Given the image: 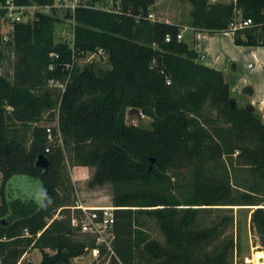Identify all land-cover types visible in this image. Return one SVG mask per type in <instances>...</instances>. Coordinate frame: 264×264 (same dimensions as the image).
I'll return each instance as SVG.
<instances>
[{"label":"trees","instance_id":"obj_1","mask_svg":"<svg viewBox=\"0 0 264 264\" xmlns=\"http://www.w3.org/2000/svg\"><path fill=\"white\" fill-rule=\"evenodd\" d=\"M97 1L62 16L52 5L35 10L13 22L7 39L0 17V43L13 52L11 73L0 70V264H17L34 248L36 264H68L96 245L70 224L67 206L76 196L66 158L93 167L88 186L110 183L112 244L121 264H234L237 245L226 231L233 205H253L249 228L264 260L261 116L231 106L224 72L197 60L200 53L177 38L178 24L147 18L154 0H111L109 8ZM188 1L193 30L226 31L236 18H250L231 30L233 43L264 45V0ZM63 18L72 21V37L56 40ZM97 48L106 67L78 64ZM2 58L0 50L1 66ZM129 107L150 117L149 125L127 123ZM55 114L49 141L44 122ZM39 153L48 159L45 168L34 164ZM14 176L38 180L42 199L11 191ZM59 207L64 216L50 219ZM151 225L162 239L151 235Z\"/></svg>","mask_w":264,"mask_h":264},{"label":"rangeland","instance_id":"obj_2","mask_svg":"<svg viewBox=\"0 0 264 264\" xmlns=\"http://www.w3.org/2000/svg\"><path fill=\"white\" fill-rule=\"evenodd\" d=\"M100 3H103V1L98 0ZM107 1V2H106ZM98 2V3H99ZM106 4H110L111 0H104ZM161 7L165 8V10L168 9V13L170 16H180V18L186 20L190 18L189 14V7H191V4L188 0H160ZM57 10V15L62 16L64 13V9L62 10L59 7H55ZM36 10H41L44 12H49L50 9L46 7V5L37 7ZM32 12L29 9L23 16V18L30 19L32 16ZM1 22V21H0ZM232 31L227 30V33L224 34L223 32L219 33L221 38L214 42L213 47L217 50H221L220 53L223 56L225 65L222 67L224 70V77L227 81L230 83L231 88V95L232 98L235 100V103L239 106H243L247 103H251L248 93L243 90L245 85H247L246 82L240 84L241 78H249L250 75L255 73V71H261L260 67L257 66V64L254 62V58L250 54V46L243 45L242 47L238 48V51H230L227 47L225 42H229L230 36ZM184 38L188 40L191 44L193 43L192 39V32L189 30V28H184L183 31ZM72 37V21L68 18H63L62 21L55 23V33L54 38L56 40L58 39H70ZM198 39H196L197 41ZM0 50L2 51L3 58H2V66L0 65V70L5 69L9 73L12 71V61H13V52L11 45L5 43V40H3L0 43ZM259 51V48H258ZM226 54L228 57H226ZM260 54V52H259ZM82 57L78 59V64L83 65L84 63H87L89 61H95L102 67H106L108 64L106 62V58L99 57L98 54H94L93 56H87ZM261 55V54H260ZM225 56V57H224ZM235 59H234V58ZM198 60V59H197ZM205 60V59H204ZM226 60V61H225ZM251 62L254 64L253 67H248L247 63ZM202 63V62H201ZM204 64V63H203ZM232 65H235V68H233ZM259 68V69H257ZM264 72V71H263ZM249 81V80H248ZM247 81V82H248ZM236 84V86H233ZM251 85L249 82L248 85ZM254 84V83H252ZM256 86V85H255ZM251 97V96H250ZM254 111L258 112L257 109L254 107ZM260 115V113H259ZM125 121L127 123H133L136 125H140L143 127H147L150 122V117H147L146 115L137 116L135 114H128L125 115ZM88 167V176L80 179L77 184L74 185V191H81L85 194V191H90L92 189H95L99 195L102 196L103 204H111V185L109 182H105L101 186H95L90 187L88 186L87 182L90 179L92 173H93V167ZM65 168L68 172L69 177H71V169L72 165L70 164L68 158L65 159ZM71 179V178H70ZM72 181V180H71ZM73 184V183H72ZM26 186H20V192L27 191ZM76 196V194H75ZM253 208V205H233L232 206V213H233V223L228 226L227 233H230L234 236L237 249L233 252V260L234 264H245L246 256L254 255L255 258L258 259L259 253L258 251H262L260 243L258 242L257 236L253 233V231L249 228V215ZM151 235L154 237H157L158 239H162V236L160 232H158V229L151 225ZM263 252V251H262ZM40 251L37 248L29 249L27 251V254L24 256L25 260H30L33 263H36L39 261ZM23 259V260H24ZM92 259V255L90 253H87L84 257L79 259L77 262L74 263H68V264H89V262ZM92 264H111L110 259L106 257H100L98 260H95L92 262ZM264 264V260H263Z\"/></svg>","mask_w":264,"mask_h":264},{"label":"crops","instance_id":"obj_3","mask_svg":"<svg viewBox=\"0 0 264 264\" xmlns=\"http://www.w3.org/2000/svg\"><path fill=\"white\" fill-rule=\"evenodd\" d=\"M101 1H103V3H100L99 1H97L96 4L98 6L109 5V4H106L107 1L106 2H104V0H101ZM159 4H160V0H154V3L150 10V12L152 13L153 19L178 24L180 26L179 32L182 33L183 38H184V35H183L184 28H189V30H191L192 32L193 43L191 44L190 42H188L186 38L184 39L188 42L189 46L193 47L200 53L201 56L197 58L198 61L206 65L218 68L224 72L222 67L225 65V62H224L222 54L220 53L221 50L215 49V47H213V44L215 41L218 40L216 38H221L219 33L223 32L224 34H226L227 30L217 31V32L193 30V28L189 25L190 18L184 20L180 18V16L178 17L174 15L172 17L167 12L168 9L165 10V8H163V6L161 7V5ZM190 8L191 7H189L188 11H190ZM196 39L198 40L196 41ZM225 44H226V47L230 51H233V52L234 51L237 52L238 48L243 46V45H236L233 43L232 33H231L229 42L227 43L225 42ZM258 48H259V51H258ZM249 50H250L251 56L254 58V62L257 64V66L260 67L261 71H255V73L250 75L249 78H244V79L241 78L239 82L240 84L244 82L248 84L250 82L251 85L253 86V90H254L253 95H251V97L250 95L248 96H249L250 101H252L251 104L257 109L258 113H260L261 119L264 122V72H263L264 71V45L250 46ZM259 52L261 55L259 54ZM223 55L228 57L226 54H223ZM253 66L254 64L252 63L251 67ZM233 86H236V84H234ZM71 170L72 171H71L70 178L72 180L73 186L77 184L80 179L87 177L88 172H89L88 167L84 165H72ZM0 176H1V173H0ZM20 186H26L27 191L22 190V192H20L21 190ZM9 187H10V190L13 191L15 194L17 193L22 196L33 197L34 199H36V201H40L42 199V188L38 180H34V179L23 177V176H14L9 180ZM75 194H76V202L83 203L85 205L103 204L102 196L99 195L95 189H92L90 191H85V194L82 193L81 191L79 192L75 190ZM26 254H27V251L21 256L22 259H24V256ZM247 257L248 256H246V258ZM257 261L259 262V264H263V256H262V259L261 257H258Z\"/></svg>","mask_w":264,"mask_h":264},{"label":"built area","instance_id":"obj_4","mask_svg":"<svg viewBox=\"0 0 264 264\" xmlns=\"http://www.w3.org/2000/svg\"><path fill=\"white\" fill-rule=\"evenodd\" d=\"M227 2H234L235 0H223ZM85 3V0H54L51 4L52 6L59 7L62 10H70L73 11L74 8L79 5ZM51 5H46L47 8L50 9ZM97 5V4H96ZM43 5H38L36 3L32 4H24V3H16L14 0H5L4 2L0 3V8L3 9L1 12V20L3 21L4 31L3 38H8V31L12 29V25L14 21L20 20H27V18H23L24 14L30 9L32 14L36 10L37 7ZM98 6V5H97ZM103 8H109V5L100 6ZM147 18L153 19L152 13L149 12L147 14ZM251 23L250 18H241L238 17L234 21L229 24V30H233L237 27L247 26ZM177 38H182V33H177ZM170 35L165 34L164 39L169 40ZM87 56H93L94 54H98L99 57L104 58V51L102 48H97L96 52H89ZM201 56V55H200ZM86 57V55L84 56ZM248 67H251L252 63H247ZM49 83L56 84L54 80H49ZM62 85V84H60ZM57 123V114L54 117L44 122L45 129H46V137L47 139L53 140L54 134L52 131V126L56 125ZM59 136V135H57ZM59 139V137H57ZM48 150V147H45V151ZM69 207V220L70 224L74 226L78 231L83 233H88L94 237L96 245L92 247L88 253L92 255V259L89 264H92L95 260H98L100 257L106 256V258H110L114 256L116 260L118 259L114 250L112 240L114 237V209L115 206L112 204H97V205H85L83 203L75 202V204L68 205ZM61 207L57 208L52 215V218L58 217L61 218L64 215L60 212ZM100 249H103V254H100ZM84 255H80L74 257L72 259V263L77 262L79 259L84 257ZM22 257L19 258L17 264H21ZM78 264V263H77ZM118 264L121 262L118 259Z\"/></svg>","mask_w":264,"mask_h":264},{"label":"water","instance_id":"obj_5","mask_svg":"<svg viewBox=\"0 0 264 264\" xmlns=\"http://www.w3.org/2000/svg\"><path fill=\"white\" fill-rule=\"evenodd\" d=\"M233 68H235V65H232ZM244 91H246L248 93V95H253V86L252 85H245V87L243 88ZM230 103H231V106H234L235 104V100L233 98L230 99ZM245 107L248 109V110H253L254 109V106L251 104V103H247L245 104ZM128 114H135L137 116H142L144 115L141 110L138 108V107H129L127 108L126 112H125V115H128ZM148 117V116H147ZM34 164L36 166H39V167H42V168H45L48 166V159L46 157V155L44 153H39L35 160H34Z\"/></svg>","mask_w":264,"mask_h":264},{"label":"bare ground","instance_id":"obj_6","mask_svg":"<svg viewBox=\"0 0 264 264\" xmlns=\"http://www.w3.org/2000/svg\"><path fill=\"white\" fill-rule=\"evenodd\" d=\"M252 66V65H251ZM259 253V256L263 255V252L262 251H258ZM246 263L245 264H259V262L257 261V258H255L254 255H250L246 258Z\"/></svg>","mask_w":264,"mask_h":264}]
</instances>
